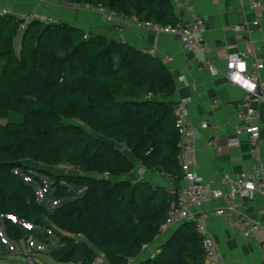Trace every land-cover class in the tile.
<instances>
[{"label": "trees", "instance_id": "16d2710c", "mask_svg": "<svg viewBox=\"0 0 264 264\" xmlns=\"http://www.w3.org/2000/svg\"><path fill=\"white\" fill-rule=\"evenodd\" d=\"M61 1L103 6L139 21L179 23L171 0ZM56 68L59 76L53 73ZM39 82L46 93L51 90L52 103L29 92L37 91ZM176 91V81L166 64L127 42L66 22L36 18L27 22L14 14L0 15V98L7 97V102L0 100V215L8 237L20 242L33 235L46 242L44 233L36 229L45 209L23 207L26 201L37 202L42 179L36 176L28 180L20 158L27 143H34L41 152L50 134L55 137V149L61 148L47 152L51 166H75L88 158L97 162L94 173L117 176L125 168L126 173L132 170L133 158L149 170L178 177L179 182L180 137L172 107ZM10 105L22 114L21 121L1 120L8 116ZM63 109L88 112L95 122L90 121L91 128L78 117L72 122H57ZM45 119L53 124L37 129L35 124ZM67 141L69 145L63 149L61 145ZM101 181H95L101 189L93 198L71 200V191L59 189L53 194L64 204L50 214L52 221L71 234L85 236H65L51 251L57 262L93 264L97 253L89 248V240L112 264H129L160 233L176 199L175 190L155 186L145 178L136 182L122 179L109 190L102 188ZM118 189L121 197L110 211L108 204ZM100 211L105 213L104 229L97 226ZM136 213L143 215L133 219ZM19 221L33 228L23 229ZM140 264H207L195 224H181L155 259L147 258Z\"/></svg>", "mask_w": 264, "mask_h": 264}, {"label": "crops", "instance_id": "0c3cea01", "mask_svg": "<svg viewBox=\"0 0 264 264\" xmlns=\"http://www.w3.org/2000/svg\"><path fill=\"white\" fill-rule=\"evenodd\" d=\"M171 1L180 24H187L196 17L203 18L206 24L203 36L208 44L206 49L197 52L186 51L180 36L156 33L133 19L128 20L123 30H119L99 9L88 8L86 4H70L61 0H0V11L7 9L10 14L18 17L37 13L44 21L52 18L54 22H66L87 32L127 42L138 49L153 50L154 56L160 58L173 74L177 84L174 99L192 98L189 106L190 119L196 126L202 122H208L211 126L198 130L195 143V168L198 174L207 182L219 179L224 173L239 174L252 167L253 158L246 135L238 138L237 145L229 146V141L237 137L238 106L244 92L227 78L226 65L231 54L247 47L249 39L258 46V55L264 61V16L259 27L251 26L248 33L238 34L233 32L231 27L243 22L252 23L256 19L252 9V2L255 0ZM258 1L264 3V0ZM168 57L173 60H168ZM207 57L218 70L217 74L204 67L203 62ZM181 77L184 79L180 80ZM256 123L261 130L260 145L264 161V102L259 104ZM211 140H214L217 147L210 145ZM132 160L134 167L126 173V178L132 182L145 178L153 185L168 190L182 184L172 180L169 175L149 170L135 159ZM220 205L221 201H213L197 211L205 214L208 231L218 243L226 264H264V252L261 248L264 242V198L257 197L241 204L242 215L258 219L263 224V229L249 238L243 236L246 225L215 214V209ZM180 226L175 225L160 231L148 247L143 249L138 259L142 256L141 259H147L151 252L160 249ZM2 229L9 242L4 238ZM0 237L7 250L4 255H1L0 250L2 264L4 261H12L14 264L15 261L11 260L14 255L12 250L21 249L23 240L15 242L8 237L4 217L1 215Z\"/></svg>", "mask_w": 264, "mask_h": 264}, {"label": "built area", "instance_id": "2783aa9c", "mask_svg": "<svg viewBox=\"0 0 264 264\" xmlns=\"http://www.w3.org/2000/svg\"><path fill=\"white\" fill-rule=\"evenodd\" d=\"M86 5L88 8L99 9L104 13L106 19L119 30H123L128 20L133 19L156 33L180 36L186 51L197 52V50L208 47L203 36L206 24L201 17H196L187 24L161 25L148 21H139L135 17L128 18L124 14L103 6L92 7L88 4ZM252 9L256 19L252 23L243 22L233 25L231 27L233 32L246 34L250 31L251 26H260L264 16V3L255 0L252 2ZM8 14L10 12L7 9L0 11L2 16ZM34 18L42 19L37 13L22 15V19L25 20ZM52 21V18L47 19V22ZM247 42V47L244 50L230 55L226 65V76L232 84L239 86L244 92V97L238 106L237 137L229 141V146L237 145L240 136H247L253 158V164L250 169L243 170L239 174L224 173L219 179L211 180L210 182L205 181L195 168V155L197 152L195 143L199 128L207 129L211 126L208 122H202L199 126H196L190 119L189 106L192 98H180L172 106L180 137L178 160L182 172L179 182H182V184L173 189L176 193V199L170 205L166 220L161 225L160 231H165L184 222H193L196 232L201 236V245L207 264H226V262L218 243L208 231L205 214L197 210L213 201H221V205L215 209V214L246 225L243 231L244 237L249 238L263 229V224L260 220L251 218L248 215H242L241 212L242 202L252 201L257 197L264 198V161L260 145L261 130L256 123L259 117V104L264 102V61L258 55V46L250 39ZM146 52L149 54L154 53L153 50H147ZM167 59L173 60L172 57ZM203 65L208 71L215 74L218 73L209 57L204 60ZM183 79V77L180 78V80ZM215 128L216 126L213 129ZM209 143L217 147L214 140ZM122 148H125V146ZM217 150H220V148H217ZM60 168L63 172L70 173L73 166L71 164H61ZM170 178L176 181L179 179L176 176H170ZM82 237L81 233L78 234V239ZM25 243L27 245V254L25 255L24 264H38L35 255L38 247L37 240L33 235H29L25 239ZM147 247L148 245H144L143 249ZM261 248L264 252V242L261 244ZM156 256V251H153L148 255V258L153 260ZM103 262L104 256L100 254L94 259L93 264H102Z\"/></svg>", "mask_w": 264, "mask_h": 264}, {"label": "rangeland", "instance_id": "374dc122", "mask_svg": "<svg viewBox=\"0 0 264 264\" xmlns=\"http://www.w3.org/2000/svg\"><path fill=\"white\" fill-rule=\"evenodd\" d=\"M22 17V16H21ZM58 74L59 76V69H53V73ZM37 91L30 89V93L33 95L39 96V98H43L45 101L52 103L53 96L51 90H48L47 93L46 87L44 85H40V82L37 83ZM46 93V94H45ZM96 94H98L97 91H95ZM45 94V95H44ZM0 100L3 102H7V97H1ZM9 112L8 116L1 118L3 122L7 120L12 121H21L22 114L13 107V105L9 106ZM76 117L81 119V122L86 125L88 128H91V125L89 124L90 121L92 123L95 122V117L88 113L81 110L77 111H68L66 109H63V113L60 116V119L57 122H72ZM53 124V122L50 119H45L44 121L38 122L35 124L37 129H45L49 125ZM55 137L53 134L48 135L46 140L44 141V147L41 152H37L35 149L34 143H27L25 144V151L24 154L21 156L20 160L24 164V171L26 174V178L30 180H34L37 176L38 178H41L42 180L40 183L43 185L40 187V190H38V197L36 203H29L26 201V203L23 205V207L27 208L29 206L39 209L44 208L45 210L42 213L43 221L41 224L36 226V229L38 231H41L44 233V238L46 239V242H40L37 241L38 247L36 248L35 255L38 260V264H74L71 262H57L53 259L51 255V251L56 248V246H59L60 243L63 242L65 236L72 237V238H78L77 234H71L67 231V229L63 228L61 225H58L52 219L50 218V214L56 213L54 212V209L60 208L64 203L63 199H57L53 198V194L56 192V190L59 189L60 192L63 191H71L72 196L69 198L71 200H77V199H85V198H93V194L96 190H100L101 188L95 183L97 179H103L102 182V188L104 190H109L112 187L113 183L120 182V180L124 179L126 180V168L122 173L119 175H110L106 173H94L92 169L97 165L96 163H93L90 159L85 158L82 161H79L77 164L72 165L73 169L69 173L63 172V170L60 168V165L57 166H51L47 162V152L48 151H54L58 152L61 148L55 149ZM69 145V142H63L61 147L64 149ZM122 150L125 151L126 148H122ZM40 170V172H38ZM47 170V171H45ZM47 172V173H46ZM121 197V189H118L116 191V194L114 195L111 202L108 204V209L110 211H113L116 205V201ZM105 213L103 211H100L99 213V222L97 224L99 229H104V218ZM143 213H136L132 215L133 219H137L141 217ZM20 222V221H19ZM23 229H30L31 226H28L24 224L23 222H20ZM33 228V227H32ZM39 236V235H37ZM85 239V236L82 237ZM36 239V238H35ZM2 239L0 237V250L1 255H4L7 250L5 249L4 244L1 242ZM21 249L18 250H12L14 252V255L11 257V260H14V264H22L25 262L26 254H27V245L25 243V239H23L22 243L20 244ZM88 246L89 248L97 253V256L100 255L97 247L88 240ZM162 248V247H161ZM160 249H154L157 253V255L161 252ZM143 258V256L141 257ZM138 259L132 258L131 263L132 264H140V262L145 261L146 259ZM139 260V262H138ZM3 260H0V264H2ZM129 262V264H130ZM138 262V263H137ZM4 264H12V261L9 262H3ZM102 264H112L105 256H104V262Z\"/></svg>", "mask_w": 264, "mask_h": 264}, {"label": "water", "instance_id": "95a60500", "mask_svg": "<svg viewBox=\"0 0 264 264\" xmlns=\"http://www.w3.org/2000/svg\"><path fill=\"white\" fill-rule=\"evenodd\" d=\"M37 188H38V190H40V188L37 186ZM2 220V219H1ZM24 224H27L25 221H22ZM27 225H29V226H31V227H33L31 224H27ZM2 233H3V236H4V238L7 240V242H9V240L7 239V237L4 235V230L2 229Z\"/></svg>", "mask_w": 264, "mask_h": 264}]
</instances>
